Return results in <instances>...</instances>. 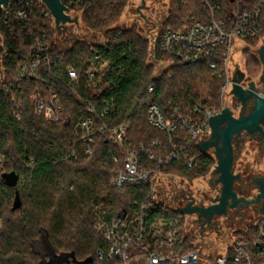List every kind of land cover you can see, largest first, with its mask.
<instances>
[{"label":"trees","instance_id":"1","mask_svg":"<svg viewBox=\"0 0 264 264\" xmlns=\"http://www.w3.org/2000/svg\"><path fill=\"white\" fill-rule=\"evenodd\" d=\"M62 1L80 15L86 28L103 33V43L77 40L63 49L55 41L54 19L40 0L13 2L6 12H0V36L6 52L1 62L5 87L0 93V217L4 223L0 264H42L37 246L44 238L54 254L68 255L62 264H121L110 257V246L95 226L101 219L124 217L122 208L131 207L133 200L144 197L149 188H127L121 194L111 186L123 165L119 148L108 135L98 134L91 144V154L83 153L75 127L95 116L91 107L99 115L106 113L102 121L109 126L130 125L125 143L128 149L158 141L162 153L187 147L188 134L181 128L167 133L152 125L148 118L151 105H157L169 121L176 107L190 118L196 107L219 110L223 103V80L213 75L205 62L191 65L177 61L156 76V66L150 61L151 40L135 28L114 27L128 0ZM221 3L222 17L228 19L230 1ZM239 6L241 11H260L261 33L246 40L248 49L244 51L247 74L254 78L262 69L251 49L264 37V0H242ZM170 9L155 39L159 61L168 59L160 51L166 31L212 19L202 0H172ZM19 10H25L26 17H20ZM42 46L48 47V52L46 61L40 64V77L22 78L19 68ZM69 68L75 71L76 80H72ZM152 87L154 91L150 92ZM37 90L44 96L57 97L63 112L61 121L49 122L36 113L32 96ZM72 151L78 152V159L68 158ZM189 155L197 157L198 168L190 169L182 159L170 163L165 173L192 182L212 172L216 164L212 156L196 145L191 146ZM141 161H146L143 155ZM146 163L152 167L154 162ZM9 173L18 177L15 186L6 182ZM170 215L178 217L181 213L171 210ZM258 233V227L237 233L235 246L241 241L247 243ZM192 241L191 237L186 240L189 244ZM229 251L233 253V249ZM251 257L254 264H264V256Z\"/></svg>","mask_w":264,"mask_h":264},{"label":"built area","instance_id":"2","mask_svg":"<svg viewBox=\"0 0 264 264\" xmlns=\"http://www.w3.org/2000/svg\"><path fill=\"white\" fill-rule=\"evenodd\" d=\"M202 1L212 16L211 21L208 23L197 21L184 29L166 31L160 40V51L168 57L166 61H159L156 58L154 51L156 36L151 39L150 61L156 66L157 77L180 61L191 65L205 62L215 75L223 79L221 87L223 103L219 110H202L196 107L192 116L187 118L176 107L171 113V119L166 121L157 105L153 104L149 107L150 123L167 133L181 128L188 134L187 147L160 153L162 149L160 142L153 141L137 149H128L125 143L130 125L109 126L102 121L106 113L99 115L93 107L90 108V112L95 116L79 122L75 127L77 141L86 155L91 154V144L98 134L108 135L118 146L123 169L111 180L114 189L123 194L127 188L142 189L144 186L149 188L144 197L140 196L133 200L131 207L122 208L124 217L111 218L110 221L101 219L95 226L102 232L110 246V257L121 261V264H254L252 255L264 256V218L257 222L258 235L249 239L247 243L241 241L238 246H235V240L232 246L227 248L226 258L213 259L201 254L194 241L190 244L186 242L188 237L193 239L195 236L186 234L185 219L183 220L182 216L170 215L171 210L182 212L159 200L153 183H158L157 179L160 175H169L165 173V169L173 161L183 159L187 161L190 169L199 167L197 157L189 155V150L191 146L198 147L197 141H203V136H210V119L222 112L224 93L230 82L235 84L229 78L227 69V61L231 53V36L236 34L246 43L247 39H254L261 33L260 11H241L239 3L242 0L230 2L228 19L222 17L221 0ZM235 6L238 10L231 11ZM8 8H2L0 12H6ZM17 14L26 17L25 10H19ZM47 52L48 47L42 46L39 52L33 55L31 61L19 68L22 78L40 77V64L46 61L44 56ZM5 55L6 52L3 51L2 57ZM96 60H100V57L97 56ZM1 62L2 59L0 60V93L5 87ZM69 74L72 80L77 79L72 68H69ZM90 76L95 78L94 73ZM153 91L152 87L150 92ZM232 101L233 106L234 96ZM32 103L36 113L45 120L59 122L63 119L62 108L55 95L44 96L40 90H37L32 96ZM142 155L147 162H154L152 167L148 166L146 161H141ZM68 158L78 159V152L72 151ZM2 169L3 157L0 156V179H2ZM95 209L100 211V206H96ZM3 227L4 223L0 217V231ZM230 248L233 249V253H230ZM99 255L102 256L101 253Z\"/></svg>","mask_w":264,"mask_h":264},{"label":"water","instance_id":"3","mask_svg":"<svg viewBox=\"0 0 264 264\" xmlns=\"http://www.w3.org/2000/svg\"><path fill=\"white\" fill-rule=\"evenodd\" d=\"M30 1L0 0V10L8 8L13 2L29 3ZM40 1L51 13L58 31L64 24L79 22L78 17L74 19L71 17L70 9L62 0ZM229 1L235 2V0ZM144 6L145 0H143L141 8ZM231 39V53L227 61V69L229 78L235 84L230 82L224 93L222 112L210 119V136H203V141H197L202 152L210 151L215 156V169L210 173L208 181H194V190H190V184L180 182L177 176H171V181L163 177V184L153 182L158 197L163 202L176 205L177 211H181L185 215L199 214V218H204L209 223L215 216H221L216 219L215 227L208 229L205 233L204 242L200 241V244H195L201 254L213 259L226 258L227 247L232 246L236 240L232 237L233 232H243L247 226L257 227V222L264 218V90L259 91L256 83L247 77L246 59L242 56V50L248 49L247 44L236 34L232 35ZM1 51H4L3 46H1ZM251 52L263 66L261 82H264V44L252 48ZM260 75L255 80H258ZM243 85L247 87L245 88ZM233 96L241 103L243 110L247 108L251 100L254 102L250 114L246 116L241 113L238 118L234 116V111L231 109ZM244 133L250 137L246 136L243 139L244 143L240 145L239 138ZM256 134L261 136L256 137ZM235 141H239L236 154ZM246 151H249L250 155H245ZM241 176L242 181L237 182V186L244 195L248 196V199L242 193L237 192L235 188V183ZM5 179L11 186H15L18 181L15 173L6 174ZM216 181L221 184V193L219 188L216 189L217 186L214 184ZM253 181L254 183L250 186L249 184ZM180 192H183L184 196H181L180 200H176L175 194L177 196ZM217 193H220V196L214 204L194 206L195 200L191 195L197 199H205L208 203L209 199L214 198ZM240 203L247 207L236 212L234 209ZM255 204H259V211L253 206ZM229 209L233 210L227 215ZM186 234H199V229L193 225L190 217H188ZM67 257L68 255H65L60 264L66 261Z\"/></svg>","mask_w":264,"mask_h":264},{"label":"rangeland","instance_id":"4","mask_svg":"<svg viewBox=\"0 0 264 264\" xmlns=\"http://www.w3.org/2000/svg\"><path fill=\"white\" fill-rule=\"evenodd\" d=\"M171 3L172 0H145V6L141 8L143 5V0H128L127 7L122 13L120 21L117 24H115L114 27L117 29L135 28L138 30L140 35L151 40L153 37L157 36L160 33L161 29L163 28V25L167 22V17L170 15V11H171L170 9ZM232 8L233 9H231V11L238 10L236 6ZM69 14L73 19L78 17L79 22L64 24V26L60 31L56 29L57 36L55 41L59 46H61L63 49H66L69 48L72 45V43L77 40H83L86 42L98 43V44L103 43L104 40L103 33H95L89 30L88 28H86L81 22L80 15L78 13L70 11ZM259 39H260L259 43L256 47L264 44V37L261 36ZM1 46H2V38L0 36V48ZM245 50L246 49L242 50V56L246 59L245 68L247 70V58H246V54L244 53ZM261 72L262 69H260V73ZM260 73L256 77H254V79L257 78L260 75ZM213 75L215 74L213 73ZM208 155L212 156L216 161L215 156L211 152H208ZM245 155H250V152L246 151ZM215 166L213 167V170L215 169ZM209 176L210 174L195 181H208ZM163 177L171 181V176L160 175L157 179V182L163 184ZM179 181L190 184V190H194V181L190 182L183 178H179ZM258 190L257 192L259 193ZM159 200L161 199L159 198ZM166 204L177 209L176 205L169 203ZM181 216L183 220L186 219L185 227L187 229V224H188V218H186L187 215L181 213ZM248 227L249 226H247V228ZM237 233L239 232L237 231L233 232L232 237L236 238L235 235ZM191 235L195 236L193 237V241L195 242V244H200V235L199 234H191ZM37 250L41 253V257H43L42 264H60L65 257V256H57L56 254H54V251L48 245L45 238L38 244Z\"/></svg>","mask_w":264,"mask_h":264},{"label":"flooded vegetation","instance_id":"5","mask_svg":"<svg viewBox=\"0 0 264 264\" xmlns=\"http://www.w3.org/2000/svg\"><path fill=\"white\" fill-rule=\"evenodd\" d=\"M2 54H3V51H1V48H0V60L2 59ZM263 67V66H262ZM262 71H263V69H262ZM261 76H262V73H261V75H260V77H259V79L258 80H255V79H252V78H250L249 76H247L248 78H249V80L250 81H254L255 83H256V86H257V89L259 90V91H263L264 90V82H261ZM253 101L251 100L249 103H248V106H247V108L246 109H244L243 110V106L241 105V103L240 102H238V100L235 98V103L233 104V106L231 107V109L234 111V116L235 117H240V115H241V113H244L246 116L248 115V114H250V112H251V110H252V108H253ZM263 130H264V127H263ZM246 136H249L247 133H244L243 135H242V137H240L239 138V141H235L234 142V145H235V154H236V147L240 144H243L244 143V140L243 139H245V137ZM256 137H260L261 135L260 134H256L255 135ZM250 137V136H249ZM239 142V144H237ZM212 151V150H211ZM210 152V151H209ZM207 154H208V152H207ZM213 172V171H212ZM213 174V173H212ZM211 174V175H212ZM236 174V173H235ZM242 181V176H241V178L239 179V180H237L236 181V183H235V188H236V191L237 192H239V193H242V195L243 196H245L247 199H248V196H246V195H244V193L242 192V190H240V189H238V186H237V182H241ZM254 183V181L251 183V184H249L250 186L252 185ZM214 184H216V189L217 188H219L220 190V193H221V184L219 183V182H215ZM213 184V185H214ZM169 193V192H168ZM170 193H172V192H170ZM220 193H217L216 195H215V197L214 198H210L209 199V202L208 203H206V201H205V199L203 200H201V198H199V199H197L196 197H194V195H191V197H193L194 198V200H195V203H194V206H210V205H212V204H214V202H216V200H217V198L220 196ZM184 193L183 192H180V194H178L177 196H176V194H175V197H176V200H180L181 199V196H184L183 195ZM210 197V196H209ZM180 198V199H179ZM188 203V202H187ZM252 206V205H251ZM254 207H256L257 209H258V211H259V204H255V205H253ZM244 207H247V206H245L244 204H242V203H240L234 210H236V212L237 211H239L240 209H242V208H244ZM231 210H233V209H229L228 210V213H227V215L229 214V212L231 211ZM226 215V216H227ZM188 217H190L191 218V221H192V223H193V225H195V227L197 228V229H199V235H200V241L201 242H204V236H205V233L208 231V229H212V228H214L215 227V225L217 224L216 223V219L217 218H219V217H221V216H215L214 217V219L212 220V222L211 223H209V222H207L204 218H199V214H193V215H187L186 216V218H188ZM186 220V219H185ZM191 227V226H190ZM191 231V230H190ZM191 232H193V231H191Z\"/></svg>","mask_w":264,"mask_h":264}]
</instances>
